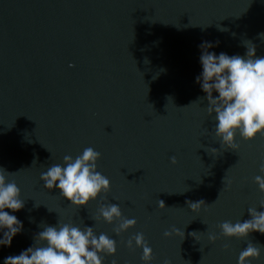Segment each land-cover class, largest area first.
I'll return each mask as SVG.
<instances>
[{"label": "water", "instance_id": "obj_1", "mask_svg": "<svg viewBox=\"0 0 264 264\" xmlns=\"http://www.w3.org/2000/svg\"><path fill=\"white\" fill-rule=\"evenodd\" d=\"M259 33L264 0H0V166L25 200L14 213L24 230L0 247V264L59 219L114 238L108 264H144L143 249L127 247L139 232L151 264H237L249 241L264 247V234L241 240L218 227L249 219L264 199L255 182L264 135L237 136L239 149H228L206 99L190 105L206 96L195 79L198 46L219 41L217 54L244 55L251 40L264 56ZM89 146L102 154L98 170L111 191L78 208L40 174ZM200 200L209 205L189 207ZM101 202L118 203L137 224L117 236L114 224L93 219ZM253 264H264V251Z\"/></svg>", "mask_w": 264, "mask_h": 264}, {"label": "clouds", "instance_id": "obj_2", "mask_svg": "<svg viewBox=\"0 0 264 264\" xmlns=\"http://www.w3.org/2000/svg\"><path fill=\"white\" fill-rule=\"evenodd\" d=\"M258 35L264 40V33ZM218 44L219 41H203L198 46L201 49L199 63L202 70L195 79L206 96L190 105L203 103L206 99L205 111L215 121V137L221 145L237 150L240 147L236 142L237 136L244 141H252L258 135H264V56H257L256 45L251 40L244 41V55H229L223 51L217 54L211 49ZM101 155L91 146L75 157L65 155L62 164H52L41 172L43 186L50 190L58 189L64 199L78 208L92 201H107L111 183L98 170ZM171 159L173 163L176 162L175 157ZM259 171L264 174V162L260 164ZM12 174L0 166V247H11L14 237L24 230L23 221L14 213L25 207V200L21 188L14 179H10ZM255 182L259 191L264 192V175H256ZM225 183H230L226 177ZM201 204L209 205L200 200L191 202L189 207L196 209ZM261 209H264V199L260 201L259 208L247 209L249 219L220 223V235L247 240L252 232L264 234V210ZM93 219L114 224L113 231L117 236L137 224L135 218L123 215L118 203L112 202H101ZM174 231H165L164 236L170 237ZM208 239L215 242L218 236L209 233ZM134 246L143 249L141 259L144 264H151L153 250L142 232L128 239L127 247ZM117 251V241L107 233L97 234L94 226L81 227L59 219L55 225H44L43 230L34 236L32 245L18 255L5 257L3 264H108V257H115ZM262 251L264 247L249 241L240 251L237 264H253V261L260 259ZM110 264L119 262L112 259ZM164 264L171 262L165 260Z\"/></svg>", "mask_w": 264, "mask_h": 264}]
</instances>
